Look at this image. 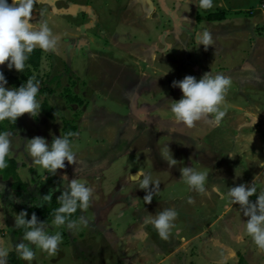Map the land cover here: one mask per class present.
<instances>
[{
	"label": "rangeland",
	"instance_id": "obj_1",
	"mask_svg": "<svg viewBox=\"0 0 264 264\" xmlns=\"http://www.w3.org/2000/svg\"><path fill=\"white\" fill-rule=\"evenodd\" d=\"M222 1L228 6L222 5ZM262 2L264 0H214L215 6L209 10H224L225 19L208 21L204 18L198 25H192L197 13L200 12L203 19L208 10L199 9L196 0H189L175 11L168 9L173 13L169 17L167 11L165 17L153 11L144 12L153 21L141 26L143 28L131 27L130 34L136 36L138 46H126L127 42L121 38L122 49L116 58L111 55L103 62L100 55L88 57L80 54L69 59L62 52L59 57H52L43 51L41 65L34 74H39L45 83L40 87L47 86L55 91H45L37 99L42 104L44 98H48L55 119L48 117L41 108L36 117L29 114L19 117L18 128L11 131L12 150L6 157L8 167L2 174L9 178L6 180L0 174V246L8 248L9 254L16 252L14 246L22 241L23 234L15 233L18 229L15 228V215L22 210L27 212L32 195L38 203L50 192L60 196L66 190L67 181L63 179L66 176L68 181L78 179L94 188L90 207L85 211L79 209L77 219L83 216L87 225L80 224L70 231L66 226H54L52 221L46 231L61 233L59 252L50 257L30 245L36 252L31 264H264V251L252 242L246 229L241 241L236 235L239 232L237 227L233 236L221 230L224 219L215 222L207 235L195 237L191 231L193 226L201 224L198 227L204 228L214 219L208 218L211 216L209 201L202 205L201 198L207 192L216 196L212 182L208 181L212 176L211 167L216 165V158L229 157L223 154L227 147L237 146L233 142L236 138L231 139L230 132L232 136L244 137L239 134L244 126L238 123L245 109L260 116L254 123L246 116L245 129L255 128L264 133V96L261 100L258 92L264 84V12L259 10ZM115 11L118 14L121 11L118 5ZM108 18V15L103 16V24L113 26ZM159 20L165 23L161 28L171 31L170 35L164 37L157 30ZM49 26L60 47L65 30L54 26L51 21ZM150 26L152 31L148 29ZM128 28L122 22L117 29L124 33ZM196 28L202 34L203 31L211 33L213 46L205 49L198 38L195 40ZM155 37H162V42L157 43ZM153 42L154 47L159 46L155 51L152 50ZM166 42H172L173 48H166ZM110 47V43L105 44L104 51ZM0 71L5 76L19 74L6 64L0 66ZM210 71L223 73L232 80L221 109L226 110L227 115L219 124L201 120L188 128L175 123L170 105L181 99L183 93L179 87H173L172 82L182 80L186 75L199 80ZM5 87L13 88L9 82ZM66 89L81 101L67 100ZM250 95L253 100L247 99ZM253 104H257L258 109ZM251 118L254 121L256 117ZM65 123L76 124L78 128L71 141L76 163L65 161L66 167L52 175L33 165L26 145L29 139L41 136L50 146L52 138L62 136ZM167 145L177 160L172 167L161 156ZM11 159L17 161L15 173ZM236 159L233 165L237 162L245 164L243 158ZM191 166L208 174L205 194L191 190L181 179L180 169ZM75 168H78L77 173ZM134 171L149 173L153 181H159L151 203H145L146 192L139 188L144 177L131 179ZM11 177L29 184L22 197L11 189V183L15 181L9 180ZM57 181L59 185H56ZM257 187L263 189L260 184ZM228 188L222 190L228 191ZM189 197L194 202L185 208ZM222 206L223 201H219V210ZM166 208L175 209L178 217L169 239L164 240L151 223H145V217L155 216ZM227 213L223 215L229 214L227 219L236 215L239 224H246L248 217L243 215L238 204L232 205ZM141 232L145 236H141ZM135 234L137 239H134ZM213 240L219 241L217 246ZM174 245H180L181 250L172 252ZM15 257L17 261L29 264L20 259L17 252Z\"/></svg>",
	"mask_w": 264,
	"mask_h": 264
},
{
	"label": "clouds",
	"instance_id": "obj_2",
	"mask_svg": "<svg viewBox=\"0 0 264 264\" xmlns=\"http://www.w3.org/2000/svg\"><path fill=\"white\" fill-rule=\"evenodd\" d=\"M37 0H0V66L7 65L9 69L15 68L23 72L29 55L40 48L44 52H55L57 50L58 38L53 34L52 28L47 20L35 24L32 21V14ZM199 9H212L214 0H196ZM200 45L205 49L213 46L211 33L204 32L198 36ZM166 74V73H165ZM8 83L3 71H0V122L5 120L16 122L24 114L32 117L38 116L41 111L40 101L37 99L40 82L35 77H30L18 88H6ZM173 87H179L183 96L170 105V111L175 123L183 124L188 128L195 126L201 120L211 121L219 124L227 115L226 110H221L225 104L227 94L232 86L230 77L223 73L213 74L206 72L197 80L195 76L186 75L182 80L173 81ZM74 134L69 132L65 136L53 138L51 145L41 136L29 139L26 150L32 158L33 165L40 166L52 175L57 170L66 167L68 164L76 163L70 137ZM11 132H0V170L8 167L6 157L12 150ZM252 142V141H251ZM234 157L236 154H228ZM161 156L168 162L169 167L177 164L172 156L168 145ZM182 180L189 188L199 194L206 193L207 173L196 171L192 166L180 169ZM137 176H143L139 188L145 190V203H151L154 189L159 186V181H153L149 173L138 171ZM67 181L65 191L57 197L60 207L55 210L53 225L66 226L68 230L77 229L80 224L87 225V220L81 216L79 220L72 219L77 212L87 210L92 201L94 188L78 179ZM257 176L254 177L251 185L244 183L228 188V207L238 204L243 210V215L248 217L245 228L247 235L261 251H264V189L258 191L256 185ZM154 186V187H150ZM256 196L255 202L250 198ZM52 199L51 192L41 198L36 206H41ZM194 202L189 197V203ZM28 213L20 211L15 215V228H23L22 241L15 244V251L20 259L28 261L29 264L35 259L36 252L30 245L46 252L50 257H55L59 252V245L62 242L60 232L49 234L46 229L49 225L38 219L35 212L30 219H26ZM178 212L173 208H166L155 214L145 217V223H151L157 230L161 239L167 240L175 227V220ZM9 249L0 246V264H7Z\"/></svg>",
	"mask_w": 264,
	"mask_h": 264
},
{
	"label": "flooded vegetation",
	"instance_id": "obj_3",
	"mask_svg": "<svg viewBox=\"0 0 264 264\" xmlns=\"http://www.w3.org/2000/svg\"><path fill=\"white\" fill-rule=\"evenodd\" d=\"M124 1L125 0H37L34 9L36 11L34 14H32V21L35 24H39L42 23L44 19L47 20L48 23L51 21L54 26L60 27L62 31L65 30V35L60 40L61 46L58 47L57 45V50L55 52H49L50 56L59 57L60 52L64 53L65 57L69 59L75 58L80 54L88 57L100 55L101 61L103 62L111 55L116 58V54L118 53L119 49H122V43L120 41L121 38H124L127 42L126 46H138V40L136 36L134 38V36L130 34L132 32L131 27L136 26V28H143L146 26V24H148L149 21H153L149 14L144 15V12L153 11L156 12L158 16L165 17L163 15L165 14V11H167V16H172L173 13H170L169 10L175 11L179 9L182 4L188 2L189 0H126V2L123 3ZM181 1H183V3ZM8 2L11 4L12 0H8ZM263 4L264 2L259 5V10L261 12H264V10H262L264 7ZM117 5L121 9L119 14L115 11ZM222 5H225V7L228 6L227 2L223 1ZM71 7L74 9L72 12H60V10L69 9ZM87 7H90L93 13H91ZM56 9L58 11H55ZM104 15L109 16L108 22L112 21L113 26L103 24L102 19ZM201 15L200 12L197 13L196 20L192 21V25H198L204 20V18H206L203 17V19H201ZM63 21L64 23L62 24ZM122 22L128 25L129 31L125 30L124 33L122 31H118L117 28ZM163 25H165V23L162 20H159L157 22V30L163 33V36L165 37L167 34L171 33L169 30L167 31V29L161 28ZM185 27L187 28L189 26L185 25ZM148 29H150L149 31H152L151 26L148 27ZM196 30L199 29L196 28ZM162 39V37H158L155 41L159 43L162 42ZM107 43H110L111 47L108 51H104L105 44ZM154 43L155 42L152 44V50L155 51V49L159 46L154 47ZM173 46L174 44L172 43V48ZM165 47L171 49L167 46V44ZM263 49L262 51L264 54ZM157 51L160 50L157 49ZM239 69L241 70V68ZM249 70L251 69H248L247 71ZM258 92L260 93V98L262 100L264 96L263 83ZM247 99L253 100V97L250 95V97ZM74 171L77 173L78 168H75ZM59 184L60 182L57 181V185Z\"/></svg>",
	"mask_w": 264,
	"mask_h": 264
},
{
	"label": "crops",
	"instance_id": "obj_4",
	"mask_svg": "<svg viewBox=\"0 0 264 264\" xmlns=\"http://www.w3.org/2000/svg\"><path fill=\"white\" fill-rule=\"evenodd\" d=\"M180 25L181 24L178 22L179 28H180ZM209 29H210V27H209ZM169 32H171V31L169 30ZM203 33H204V31H203ZM168 35H170V34H168ZM174 35H176V34H174ZM198 35L201 36L202 33H200V31L197 30L195 33V36H194V38H196L195 40H197ZM178 37L179 36H177V38ZM167 46L171 47L172 42L167 43ZM253 105L255 106V108L257 107V109H258L257 104H253ZM246 116H248L250 119H252L253 123L256 121H259L258 119L260 118L259 115L254 114V112H251L250 110L245 109V111H243V117L240 119L241 122H240V124L238 123L239 126H244V128H242L240 131L241 133L239 132V134L244 135V137L241 139L238 136L236 137V135L232 136L231 132H230L231 139H232V137L236 138V140L235 141L233 140V142L237 146H234V145L229 146V144H230V142H229V144H228L229 147H227L223 153L225 155H228L230 153L236 154V155L234 157L229 156L227 159L226 158H216L215 159V160H217V162H216L215 166L211 167L212 172L210 175H212V176H211V179L210 178L208 179V181H210V183L212 182L211 185L213 186V190L215 191L216 196L213 197L212 195H209L210 193L207 192L206 195H204V197L201 198V202H200L202 205H204L209 201L208 202L209 208H211V214H209V215H211V216L210 217L208 216V218L214 217V219L212 220V222L209 225H207L204 228L198 227L201 224H198L196 227L193 226L191 231H193L192 233L195 234L194 235L195 237L207 235L209 233L210 227H212V225L215 222H218V220H220V219L221 220L224 219V222H222L223 224L221 223V230H226L229 235L231 234V236H233L235 233L234 228L237 227L239 229L240 233L238 232V234H236V235L240 236L241 241L244 240V233H245V229H246L245 224L244 223L242 225L239 224V222L236 219V215H234L231 220H230V218L227 219L228 218L227 216H229L228 213L230 212V208L232 206L228 207V203H229V202H227V200H228L227 192L228 191L227 190L224 191V190H222V188H228L229 186L230 187L238 186L241 183H244L246 185H251L254 177L257 176L256 185L260 184L261 187H263V189H264V144H263L264 133H262L259 129H255V128L253 129L252 126H249V128L253 129V130L245 129L246 126L244 124L248 123ZM252 116L256 117L254 121H253V118H251ZM250 124L251 123H249V125ZM239 126H237V127H239ZM230 127H233V126L231 125ZM236 157L243 158L245 161V164H241V163L237 162L236 164L233 165L232 162L234 160H237ZM239 166H241V167H239ZM215 168H217L216 171H215ZM245 168H247V169H245ZM257 189H258V191L261 190L258 187H257ZM255 197L256 196H253L251 198L252 201L255 200ZM219 201H223V206H222V209H220V210L218 208ZM186 202L187 203L184 205L185 208H187V205H190L189 200ZM225 213H227L228 215L224 217L223 215ZM132 230H130V231H132ZM139 234L141 236L142 235L145 236V234H143L142 232ZM137 236L138 235L135 234L134 239H137ZM185 241H186V245H187V239H185ZM189 242H190V240H189ZM217 242H219V241L213 240V243L216 246L218 244ZM182 249L184 250L186 248L184 247ZM179 250H181L180 245H174L173 248L171 249L172 252L173 251H179ZM169 257H174V255L169 254Z\"/></svg>",
	"mask_w": 264,
	"mask_h": 264
},
{
	"label": "trees",
	"instance_id": "obj_5",
	"mask_svg": "<svg viewBox=\"0 0 264 264\" xmlns=\"http://www.w3.org/2000/svg\"><path fill=\"white\" fill-rule=\"evenodd\" d=\"M225 14H226V12H224V10H217L216 12H213V11L208 9V12H207L205 17L209 21L223 20V19H225V16H226ZM41 59H42V50L40 48H36L29 55V58L26 61L25 69L23 72H19L18 75H14L11 73L6 74L5 77L8 80V82L10 83V85L12 87L18 88L19 86L24 84L27 81V79L30 77H35V80L39 81L40 84H45L39 74H34V71L38 70L40 65H41ZM67 90L68 89H66L67 100H69L71 102H80L81 101V100H78L79 99L78 97L70 95ZM45 91L54 92L55 90L53 88H49L47 86H42V87H40L38 95L44 93ZM44 99H45V101L41 104V108H42L43 112L48 117H50L51 119H55L54 118L55 114L52 112L53 111L52 107L50 106L49 102L47 101L48 98L45 97ZM17 123H18V120H16L15 123L8 121V120L0 122V132L14 131L15 129L18 128ZM77 130H78V128H77L76 124L65 123L63 126V130H62V136L67 135L69 132L75 134L77 132ZM73 136L70 137V141H72ZM52 140H53V138L50 141V145H51ZM10 162H11L12 170L15 173L16 168H17V166H16L17 161L15 159H11ZM0 174L3 177V175H2L3 170H0ZM4 179H6V178H4ZM11 179L15 180V181H13L14 183H11V189L14 190V192H15V194H17V196L22 197L24 195V193L28 190L29 184L27 182H24L20 178L11 177L9 180H11ZM54 187H56V186L54 185ZM36 204H38V202L36 201V197L34 195H32V198L29 202V205L27 206L28 207L27 208L28 215H27L26 219H30L32 213L35 212V214L37 215L39 220L45 221L47 224H50L54 220L55 210L60 207V204L57 201V196L55 194H52V199L50 201L45 202L41 206H36ZM79 212L80 211L78 209L77 212L74 213L71 218L74 220H77L79 217ZM24 231L25 230L23 228L21 230H20V228L15 229L16 234H19V233L23 234ZM15 254H16V252H11L8 255L7 263L8 264H24L23 261H20V260L17 261Z\"/></svg>",
	"mask_w": 264,
	"mask_h": 264
},
{
	"label": "water",
	"instance_id": "obj_6",
	"mask_svg": "<svg viewBox=\"0 0 264 264\" xmlns=\"http://www.w3.org/2000/svg\"><path fill=\"white\" fill-rule=\"evenodd\" d=\"M74 9L71 7V8H69V9H63V10H60V12H62V13H68V12H72ZM55 11H58L57 9L55 10ZM138 175V171L137 172H133L132 174H131V179L132 180H135V179H138V178H140V176H137Z\"/></svg>",
	"mask_w": 264,
	"mask_h": 264
},
{
	"label": "bare ground",
	"instance_id": "obj_7",
	"mask_svg": "<svg viewBox=\"0 0 264 264\" xmlns=\"http://www.w3.org/2000/svg\"><path fill=\"white\" fill-rule=\"evenodd\" d=\"M88 10H89L91 13H93L90 7L88 8Z\"/></svg>",
	"mask_w": 264,
	"mask_h": 264
}]
</instances>
